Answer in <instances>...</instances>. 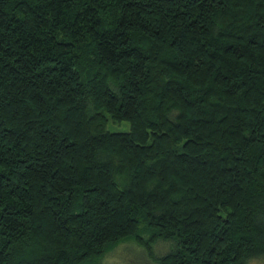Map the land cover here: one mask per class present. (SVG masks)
I'll use <instances>...</instances> for the list:
<instances>
[{
    "label": "trees",
    "instance_id": "16d2710c",
    "mask_svg": "<svg viewBox=\"0 0 264 264\" xmlns=\"http://www.w3.org/2000/svg\"><path fill=\"white\" fill-rule=\"evenodd\" d=\"M128 237L264 255V0H0V264Z\"/></svg>",
    "mask_w": 264,
    "mask_h": 264
},
{
    "label": "rangeland",
    "instance_id": "374dc122",
    "mask_svg": "<svg viewBox=\"0 0 264 264\" xmlns=\"http://www.w3.org/2000/svg\"><path fill=\"white\" fill-rule=\"evenodd\" d=\"M128 127V123L108 124L112 130H123ZM172 240L157 239L148 252L145 246L140 245L133 237L124 238L109 248L98 260V264H156V256L173 248ZM247 264H264V255L252 257L247 260Z\"/></svg>",
    "mask_w": 264,
    "mask_h": 264
}]
</instances>
